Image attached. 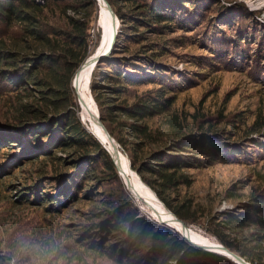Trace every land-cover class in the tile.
Here are the masks:
<instances>
[{
	"label": "trees",
	"instance_id": "obj_1",
	"mask_svg": "<svg viewBox=\"0 0 264 264\" xmlns=\"http://www.w3.org/2000/svg\"><path fill=\"white\" fill-rule=\"evenodd\" d=\"M107 2L120 26L111 51L90 75L100 120L142 181L187 225L194 224L190 199L177 193L192 184L191 170L261 155L262 138L249 135L264 124L243 132L239 140L247 138L239 143L229 130L213 129L211 117L195 122L175 112L177 93L196 77L172 65L170 56L205 68H189L198 76L225 62L264 79L259 10L234 0ZM96 16V0H0V83L18 99L14 122L5 126L10 129L0 130V171L11 175L25 157L43 164L19 184L7 183L4 189L13 198L4 203L0 194V212L19 205H39L51 213L74 208L71 242L115 264H237L145 214L107 150L80 120L72 80L98 45L100 28L90 42ZM186 44L196 49L177 50ZM249 198L206 230L248 262L264 264V190ZM251 227L263 231L254 235ZM221 228L247 229L256 246L246 249ZM14 247L0 249V264H13Z\"/></svg>",
	"mask_w": 264,
	"mask_h": 264
},
{
	"label": "rangeland",
	"instance_id": "obj_2",
	"mask_svg": "<svg viewBox=\"0 0 264 264\" xmlns=\"http://www.w3.org/2000/svg\"><path fill=\"white\" fill-rule=\"evenodd\" d=\"M235 1L243 2L250 10H259L258 21L264 23V0ZM99 21L100 13L97 4V16L91 29L90 42L92 44L96 39L97 28H100L101 31V27L98 25ZM95 49L91 54L95 52ZM188 49L194 50L196 46L186 44L177 48V50ZM170 61H172V65L186 70L190 75L196 77L189 87L177 93L173 103L175 112H180L185 118L195 122L201 117H211L215 122L211 126L213 129L229 130L235 134L231 137L232 141H239V143L247 138L239 140L243 132L264 124V79L257 80L256 76H253L247 68L235 67L225 62H221L219 66L206 70L204 74L198 76L189 68H196L195 70L205 68L198 69V66H193L190 62L176 61L173 56H170ZM82 78L84 82L87 79H84V71ZM88 79L90 81V77ZM1 85L0 83V130H8L10 128L6 127L11 126L10 123L14 122L12 114L17 113L13 107L18 104V99L9 90L2 89ZM86 86L88 87V82ZM86 91L87 96L93 99L90 85ZM88 118L91 120L90 116ZM90 122L92 123V120ZM152 122L158 124L156 118H153ZM202 123L204 124V122ZM256 131L260 132L252 133L249 138H262L264 143V127H260ZM0 149V152L4 151L1 147ZM39 159L33 156L23 158L13 166L15 170L11 175L8 170L0 171V194L4 196L1 197L2 202L8 203L10 201L8 199L13 198L12 194L4 189L7 183L11 180L19 184L25 175L34 172L36 166H43ZM27 160L32 161L26 162ZM191 171L194 173L192 184L181 186L177 191L178 196L180 199H190L193 211L190 215L197 221L203 222L201 224L193 220L194 224H190L196 234L208 239V242H219L214 235L206 230L207 224L212 226L213 221L218 220L221 213L226 210L231 212L242 207L240 204L249 202L251 194L264 190V152L254 156L252 160L219 162ZM174 201L176 202V200ZM137 202L140 203V201ZM76 205L87 207L85 202H77ZM146 208L152 210L147 206ZM141 210L152 217L147 210ZM12 211L0 212V249L7 244H15L16 252L12 251L15 256L11 260L13 264H115L107 256H97L81 251L79 245L71 242L69 233L73 229L70 230V228L73 227L72 222L77 217L74 208L51 213L39 205H19ZM250 230L254 235L261 234L263 231L260 227H251ZM220 231L233 241L243 244L244 247H247L246 249L256 246L253 244L254 242L250 241L252 235L247 233V229L238 231L236 228L230 231L221 228ZM262 235H264V231Z\"/></svg>",
	"mask_w": 264,
	"mask_h": 264
},
{
	"label": "water",
	"instance_id": "obj_3",
	"mask_svg": "<svg viewBox=\"0 0 264 264\" xmlns=\"http://www.w3.org/2000/svg\"><path fill=\"white\" fill-rule=\"evenodd\" d=\"M102 1L105 3L106 9L108 10V12L110 14V17H111L112 33H111V38H110L109 42L105 43V47L103 49H99L101 44H102L101 43L102 42V37H104V35H105V28H104V25H102L100 23V21L98 22V25L101 27V34H100V39H99L98 45H97V47L95 49V52L93 54L89 55L79 65V67L76 70L75 75L73 77L72 85H73L74 91L76 93L78 103L80 105V110H79V113H78L80 120L85 125V127L98 139V141L102 144V146L107 150V152L111 156L112 160L114 161V164L116 166L117 172H118L119 176L121 177L123 183L125 184L126 188L129 190L130 194L134 197L135 200L140 201L139 206H140L141 209L147 210L148 213L152 216V218H154L158 222H163V223H166V224L174 227L184 237H186V239L189 242H191L193 245L202 247V248L207 249V250H211V251H215V252L221 253V254L231 258L237 264H250V262H248L242 256H240L239 254L229 250L225 245H223L222 243H220L218 241L202 243V242L197 241L196 239L193 238V234L195 235L196 231H194L193 228L190 225H187L173 211H171L163 203V201L158 198L156 193L148 185H146L142 181L140 176L137 175V172H135L131 168L130 161H129L128 157L125 154H123V155H125L127 164H125L124 162L122 163V159H121V157L118 154V153H120V146L117 143V141L108 133V131L106 130V128L102 124V122L100 120V117H99L97 105H96V109H97L96 123L101 127L102 134L104 136H106V139H103L104 137H102V135L97 133L95 128H94V126L91 124V122H90V120L88 118V112L86 111L85 107L83 106L81 88H82V84H83L84 81H83V78L81 77V75H82V72H83L84 68L86 67L87 63L91 64V68H90V72H89L91 74V71H92L93 66L95 65V63L97 61H99L102 57H104L107 54H109V52L111 51V49L113 47L114 41L116 39V34L118 32V26H119L118 17L116 16L114 10L111 8L110 4L107 2V0H102ZM97 4L99 6V13H101V11H100V1L99 0H97ZM90 74H89V77H90ZM88 84H89V80H88ZM106 140H109L110 143L112 144L113 148L111 150L106 145V143H105ZM113 142L116 143V146H114ZM126 165H127L128 171H131L132 173H134V177H132V175L125 168ZM141 184H143L144 186H140ZM143 187L152 193L151 197H146L148 194H146L143 191ZM154 204H158L159 206H161L164 209V211H166V213H168L173 220L177 221L181 225L183 231H181L179 228H177L176 226L172 225L171 223H169L168 221L163 219L161 217V214L158 213V211H157L156 207L154 206ZM145 206H147L149 208L152 206L153 208L151 207V209L153 211L152 210L151 211L148 210Z\"/></svg>",
	"mask_w": 264,
	"mask_h": 264
},
{
	"label": "bare ground",
	"instance_id": "obj_4",
	"mask_svg": "<svg viewBox=\"0 0 264 264\" xmlns=\"http://www.w3.org/2000/svg\"><path fill=\"white\" fill-rule=\"evenodd\" d=\"M99 1H100V11H101V13H100V23L102 25H104V28H105V35H104V37H102V42H101L102 44H101L99 49H103L105 47V43H108L110 38H111L112 29H111V17H110V14H109L108 10L106 9L105 3L102 0H99ZM90 68H91V64L87 63L86 67L83 70L84 71V79L87 78L86 81L83 82L82 88H81L83 106L85 107L86 111L88 112V116L91 117V120H92L91 124L94 126L96 132L99 133L100 135H102V137H104L103 139H106V136H104L102 134L101 127L96 123V113H97L96 103L94 102L92 97L87 96L86 89H88L89 84H88V87L86 86V84L88 82V77H89V74H90L89 73L90 72ZM81 77H82V75H81ZM109 140H106L105 143L108 146V148H110V150H111L113 147H112V144L110 143L111 140L110 141ZM113 144H114V146H116L114 142H113ZM118 154H119V156L122 159V163L124 162L125 164H127L126 158L123 155V153L120 151V153H118ZM125 168L128 171L127 165L125 166ZM128 172L132 175V177H134V173H132L131 171H128ZM140 186H144V185L141 184ZM143 191L146 194H148L146 197H151L152 196V193L150 191H148L147 189H145L144 187H143ZM154 206L156 207L158 213L161 214V217L163 219H165L166 221H168L169 223H171L172 225L176 226L181 231H183L181 225L177 221L173 220L170 217V215L168 213H166V211H164V209L161 206H159L158 204H154ZM193 238L196 239L197 241L202 242V243H207L209 241L208 239L204 238L203 236H201L198 233L195 234V235L193 234Z\"/></svg>",
	"mask_w": 264,
	"mask_h": 264
}]
</instances>
